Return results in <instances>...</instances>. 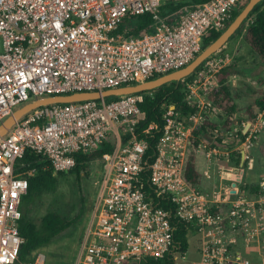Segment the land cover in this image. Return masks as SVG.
Listing matches in <instances>:
<instances>
[{
	"label": "built area",
	"instance_id": "2783aa9c",
	"mask_svg": "<svg viewBox=\"0 0 264 264\" xmlns=\"http://www.w3.org/2000/svg\"><path fill=\"white\" fill-rule=\"evenodd\" d=\"M169 1L186 0H0V123L34 98L102 91L185 66L203 49L210 27H226L240 0H210L166 22L161 8ZM140 14L151 22L122 26ZM228 58L215 53L190 74L183 100L192 111L163 102L162 126L152 121L142 136L136 131L140 104L151 90L40 106L23 115L0 138V264L47 260L43 248L19 259L28 172L16 165L25 150L45 156L57 172L74 166L75 153L94 151L108 139L113 146L101 155L97 201L73 264H253L237 249L239 240L256 242L258 264H264V180L258 193L234 195L230 187L208 190L183 177L194 147L205 158L201 171L210 185L222 170L220 157L230 156L226 138L239 137L209 127L196 133L211 118L206 96ZM240 130V141L250 144L257 130L249 121Z\"/></svg>",
	"mask_w": 264,
	"mask_h": 264
},
{
	"label": "trees",
	"instance_id": "16d2710c",
	"mask_svg": "<svg viewBox=\"0 0 264 264\" xmlns=\"http://www.w3.org/2000/svg\"><path fill=\"white\" fill-rule=\"evenodd\" d=\"M210 0H186L181 2L169 1L161 8V14L166 22H171L172 17L175 16L180 10L186 11L194 9L197 6L203 5ZM248 0H240L239 5L232 13V17L227 22V25L233 20L240 9L247 3ZM151 22L149 14L135 15L130 18H126L122 22L124 24H132V27L141 28ZM246 22V23H245ZM226 25V26H227ZM225 29L210 27L204 34L202 39V48L216 39L219 34ZM240 35L245 44L254 52L259 60L264 63V0L258 2L247 18L240 24L239 28L230 37ZM229 38V39H230ZM218 52V51H217ZM215 54V53H214ZM217 54V53H216ZM201 66V64L199 65ZM199 66L197 68H199ZM232 64L224 65L220 71L216 74V84L212 86L206 98L212 102L210 108L211 118L203 122L200 129L196 133L206 134V127L212 130L218 129V134L228 132L230 125L233 124L234 116L238 111V105L236 102V94L232 92L231 85L229 83V75L232 73ZM191 78V75L179 80L178 82L172 81L162 84L161 86L151 89V94H145L144 101L140 104L142 111V118L137 124L136 131L139 136H142L141 130L147 127V125L154 121L157 123L158 128L163 124L161 114V103L172 102L176 107H181L184 111L193 110L183 100V88ZM263 83V82H262ZM148 92V91H145ZM217 108L222 111L218 112ZM245 114L249 120L256 117L258 112H263L264 119V90L254 99L253 102L243 107ZM219 120H223L221 127L219 126ZM154 139H149L151 145H153L155 139L159 137L160 133L156 132ZM244 134L239 130V137L231 145L228 144L223 148L230 149L237 145L240 140H243ZM197 140L194 141V146L197 144ZM218 142L221 141V137H217ZM113 142L108 139L101 144L97 149L91 152H77L75 153V164L68 170L54 172L49 161L45 156H40L33 151L26 149L24 155L17 162V171H27L28 187L27 192L22 198L21 210L22 217L18 222V231L23 239V243L20 248L19 259L24 260L32 255V252L38 248H45L50 245L54 238L74 225L80 218L81 212L79 210L73 217H64L57 212H48L41 217L39 224L35 223L29 212L26 210L28 205H31L37 201L44 193L54 192L57 189L59 176L69 173L74 174L77 179L81 177L82 173L88 175L91 171V165L94 161H100L102 167L101 155L102 153L112 149ZM232 158H235L236 165H239L240 155L231 154ZM184 179L192 185H199L204 183L202 171L199 168L198 154L194 147H192L185 158L183 168ZM253 191H257V185L250 187ZM82 202V199H80ZM183 225H180V231L178 237L181 239L182 246L187 248L188 243L183 238L184 229Z\"/></svg>",
	"mask_w": 264,
	"mask_h": 264
},
{
	"label": "rangeland",
	"instance_id": "374dc122",
	"mask_svg": "<svg viewBox=\"0 0 264 264\" xmlns=\"http://www.w3.org/2000/svg\"><path fill=\"white\" fill-rule=\"evenodd\" d=\"M224 46L216 53L222 58L225 54L228 55L229 58L224 59L226 61L225 65H233L231 68L232 73L229 75V83L232 92L237 96L238 111L235 115L240 119L237 128L228 132L230 134L242 129L240 128V123L246 116L243 107L253 102L264 90V63L250 50L240 35L230 38ZM262 135L263 139H259L260 143L253 142L256 141L254 140L255 137L250 144L244 143L243 145L240 141L236 147L232 148L236 156H241L240 149L245 150L247 148L251 153L250 158H248L250 162L245 161L246 163L244 164V167H249L248 172H245L246 179L257 180L260 177L259 171L261 167L257 165H262L264 162V134L262 133ZM229 139L228 142L232 143L231 135ZM253 143L254 145L248 148ZM240 146L242 147L240 148ZM197 154L199 168L202 170L206 165V161L202 154ZM235 159L236 157L233 161L226 162L224 158L220 157L221 161L218 163L220 165L224 163L228 166L230 163L233 164V162L236 164ZM252 166L254 168L251 169ZM101 172L100 161H94L91 165L90 173L88 175L82 173L79 179L74 174L65 173L59 176L57 189L54 192L44 193L37 201L26 207L29 215L37 224H39L41 217L48 212H57L64 217L71 218L79 210H83L74 225L54 238L50 245L43 248L47 255L46 264H73L83 236L92 219L99 192ZM231 172L229 169H224L222 173L214 177L210 185L208 181L204 185L215 191L222 190L225 187V183L229 180L227 174ZM235 174L241 176V172ZM80 199H82V202Z\"/></svg>",
	"mask_w": 264,
	"mask_h": 264
},
{
	"label": "water",
	"instance_id": "95a60500",
	"mask_svg": "<svg viewBox=\"0 0 264 264\" xmlns=\"http://www.w3.org/2000/svg\"><path fill=\"white\" fill-rule=\"evenodd\" d=\"M261 0H248L247 3L240 9L237 15L231 20V22L225 27V29L219 34V36L212 42L207 44L188 64L185 66L170 71L168 73L159 75L154 78H150L141 82L127 84L115 88H109L102 91L99 90H75L66 93H56L48 96L34 98L18 108H16L10 115H8L0 123V138L5 135L10 128L26 113L40 107L58 103H67L73 101L97 99L109 96H118L128 93H133L143 90L155 89L162 84L172 81L178 82L179 80L189 76L195 71V69L208 57L219 51L229 40V38L239 28L240 24L247 18L248 14ZM235 184V183H233Z\"/></svg>",
	"mask_w": 264,
	"mask_h": 264
},
{
	"label": "crops",
	"instance_id": "0c3cea01",
	"mask_svg": "<svg viewBox=\"0 0 264 264\" xmlns=\"http://www.w3.org/2000/svg\"><path fill=\"white\" fill-rule=\"evenodd\" d=\"M225 47V46H224ZM237 113V112H236ZM260 112H258L257 114H259ZM240 119H239V117L238 116H234V122H233V124H231L230 125V130L232 129H235V128H237V125H238V122H240L239 121ZM250 122V128L251 129H255V130H257L256 131V135H255V139L254 140H256V141H253L254 143H260V140L259 139H263L262 138V133L264 134V123H262V121H263V114L261 115V116H259V115H257L254 119H252V120H249L248 118H247V116H245V118L243 119V121L240 123V128H242V126H243V124H245L246 126H247V122ZM220 122H222V123H220ZM220 122H219V124H220V126H222V124H223V120H220ZM229 130V131H230ZM228 131V132H229ZM228 132H226L227 134H228ZM238 133H237V135L239 134V131H237ZM258 132H260V133H258ZM225 133V132H224ZM226 137V136H225ZM258 137V138H257ZM230 137H228V138H226V140H230L229 139ZM236 139H238V138H232V143H234L235 141H236ZM232 143H229L230 145L232 144ZM254 143L252 144V145H250V146H248V148L249 147H251V146H253L254 145ZM239 144V143H238ZM237 144V145H238ZM243 144V143H242ZM247 144V143H246ZM228 145V144H227ZM227 145H223V147L224 146H227ZM237 145H235L234 147H236ZM244 145V144H243ZM242 146H240V148H241ZM233 148V147H232ZM232 148H230L229 150L231 151L230 152V156H229V158H226L225 156H221L222 158H224L225 159V161L226 162H230V161H233V159L234 158H232V156H231V154L232 153H234L233 152V150H232ZM225 149H227V148H225ZM240 154H241V156H240V158H241V160H240V162H239V165H236L234 162H233V164H229L228 166H226L224 163H222L221 164V166H222V170H219V172L218 173H216L215 174V176H217V174H219V173H222L223 171H224V169H229L230 171H232L231 173H228L227 174V177L229 178V180H228V182L227 183H225V187L224 188H228V187H230V191L232 192V194H234V195H237V193H242L243 195L245 194V195H247V193H258L259 191H260V187H259V182L260 181H262V180H264V162L262 163V165L261 164H258L257 166H260L261 168V170L259 171V174H260V177L259 178H257V180H251V179H246L245 178V172L247 171L248 172V168L249 167H244V164L248 161V162H250L249 160H248V158H250V155H251V153L248 151V149L246 148L245 150H243V149H240ZM244 157V158H243ZM264 159V158H263ZM219 161H221V160H219ZM246 161V162H245ZM252 168H254L253 166L251 167V169ZM241 169H242V171H241ZM257 169V168H256ZM256 169H255V171H256ZM258 170V169H257ZM237 173V172H241V176H239L238 174V176L235 174V173ZM206 179H204V183H206ZM203 183V184H204ZM233 183H235V184H233ZM252 185H257V188H258V190L255 192V191H253L250 187L252 186ZM205 187V188H204ZM203 188L204 189H206V188H208V190H211V188L210 187H208V186H203ZM236 247H237V249L244 255V256H246V257H248L251 261H252V263L253 264H258L259 263V259H258V251H257V243L256 242H247V241H245V240H239V242L236 244Z\"/></svg>",
	"mask_w": 264,
	"mask_h": 264
}]
</instances>
